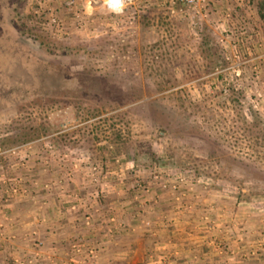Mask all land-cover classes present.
<instances>
[{
  "label": "rangeland",
  "instance_id": "rangeland-1",
  "mask_svg": "<svg viewBox=\"0 0 264 264\" xmlns=\"http://www.w3.org/2000/svg\"><path fill=\"white\" fill-rule=\"evenodd\" d=\"M106 1L0 0V264H99L101 237L117 239L126 225L112 207L103 223L87 210L97 196L103 203L120 194L149 234L158 212L196 211L208 237L193 264H264V0H123L122 12ZM22 26L49 39L52 54ZM198 28L219 62L213 71ZM81 47L92 56L72 50ZM117 112L127 114L108 121ZM47 118L60 132L17 141ZM130 142L154 161H129ZM180 174L189 185L176 193L154 180ZM217 174L226 177L211 185ZM77 175L91 183L85 198ZM139 184L156 192L143 196ZM55 197L67 217L83 214L93 236L103 230L91 241L73 238L66 256L39 232ZM124 261L113 264H140Z\"/></svg>",
  "mask_w": 264,
  "mask_h": 264
},
{
  "label": "crops",
  "instance_id": "crops-1",
  "mask_svg": "<svg viewBox=\"0 0 264 264\" xmlns=\"http://www.w3.org/2000/svg\"><path fill=\"white\" fill-rule=\"evenodd\" d=\"M72 182H75L77 191H80L79 195H82L83 198L89 194L84 191L91 183L83 175H77ZM57 196L61 197L60 193ZM65 197L68 198V192ZM116 198L111 195L108 197V201L100 203L97 196V199L92 202L91 208L87 210L88 214L99 218L98 222L103 223L110 216L109 209L112 207L119 213V217L126 225L125 231L117 239L111 240L107 234L106 238L105 236L101 237L104 242L99 264H105L108 261L112 264L124 260L129 262L133 258L137 259L140 264H173L175 261H180L179 264H193L192 259L198 254V250L206 247L203 242H207L208 236L206 231H202L203 234L198 230L196 220L199 218V214L192 208L189 210L172 209L162 214L156 213L157 216L152 217L155 221L154 231L149 234V231L146 233L145 230L136 228L137 220L133 219L132 214H129L130 203L124 200L123 195L120 194L118 200ZM79 202V205L82 206L83 199ZM82 215L76 213L72 217H67L62 209L56 208L55 197L51 200V209L47 213V225L41 226L39 232L44 239L46 238L49 246H56L55 249L62 251L66 256L67 252L64 250H68L74 240L87 239L91 241L94 240L96 234L99 236L101 231L103 232L100 226L93 236L84 228ZM58 233L63 236V240L57 238ZM152 234L155 236L154 238L151 236ZM175 254L180 257L175 258Z\"/></svg>",
  "mask_w": 264,
  "mask_h": 264
},
{
  "label": "trees",
  "instance_id": "trees-1",
  "mask_svg": "<svg viewBox=\"0 0 264 264\" xmlns=\"http://www.w3.org/2000/svg\"><path fill=\"white\" fill-rule=\"evenodd\" d=\"M263 8H264V1L261 2L259 4V7H258V14L260 16V18L262 19L263 18ZM22 32L25 33L26 35H28L30 38H32L33 40H36L37 42H39L42 46H45L47 47V51H49L50 54H52L53 52V45L51 44L50 40L49 39H46L47 40V43L44 42V40H42L41 37H39L37 34L33 33V30L32 29H29V28H24L22 26L21 28ZM197 32V37L196 39L199 41V46L200 48L202 49L203 51V57L208 61V70L209 71H213L215 70L216 68L220 67L219 66V62L216 58V54L213 52L212 50V47H211V40L207 37L206 35V29H203V28H198L196 30ZM73 51L76 52H80V54L83 53V55H85L86 57H89V56H92V52L90 50V48L88 47H84V48H74L72 49ZM86 81L88 83H93L94 81L96 82V78L95 77H89L86 79ZM94 82V83H95ZM231 101L235 104H238L237 100H235L234 97L232 96H229V97H224V98H221V96L219 97V101H224V102H227V101ZM117 111V110H115ZM127 113L126 112H117L115 114H113L109 119V120H115V119H119L121 118L122 116L126 115ZM49 119L47 118V123H43V124H37L36 122L33 124V125H30V126H27L25 128H27V130H23V132H26V133H21L20 134V138H18L17 141H20V142H27V141H31V140H35V139H38L42 136H49V135H52L53 133H57V132H60V129H59V125L58 123L56 124H52L51 122L48 121ZM244 124L246 125H249V121L247 120V118H244ZM22 129V128H21ZM117 132H122V130H117ZM162 133L163 135L166 134V132H160ZM119 137V136H118ZM17 138V137H16ZM15 138V139H16ZM70 138V136H67V135H62L60 134L59 136V139L60 140H64L65 143H67V139ZM84 149H86V147L84 146ZM79 150V149H77ZM80 153H82V151L80 150L79 151ZM139 148H138V145L136 142H130L128 147L126 148V155H127V159L129 161H132L133 163H138L139 162V158H144V157H151L152 161H154V157L152 154H150V152H146L145 154H143L144 156H142V154L139 153ZM188 168V167H187ZM187 168H183L181 170V172L185 175H189L191 174V170L187 169ZM226 177L225 174L220 175V174H217L215 175L212 180L210 179L208 182L211 183V185H215L217 183V181H220V180H223L224 178ZM207 181V180H206Z\"/></svg>",
  "mask_w": 264,
  "mask_h": 264
},
{
  "label": "built area",
  "instance_id": "built-area-1",
  "mask_svg": "<svg viewBox=\"0 0 264 264\" xmlns=\"http://www.w3.org/2000/svg\"><path fill=\"white\" fill-rule=\"evenodd\" d=\"M181 1L184 2L188 6L192 5V4L194 5L197 2V0H181ZM117 3L122 5V7L119 10H113L115 8V4L112 2V0H107L106 3H105V7L108 10L112 11V12H122L123 11V3H124V1L123 0H117ZM44 147L47 149V153H50L51 151H48V149L52 150V148L54 146L49 144V145H44ZM67 158H68L67 155L63 156V159H67ZM106 170H107V168H106ZM99 173H100V171L97 168H93L92 169V171H91V174H92L91 175V182H93V183H97L98 182ZM160 176L156 175L154 177V180H155V182H157L156 183L157 185L159 184L158 189H161V190H164V191H168V192H171V193H176L183 187V185H189L188 179L185 176L181 175V174L175 177V182L171 181L172 179L163 180V178H160ZM153 189H156V187L154 185H144V184L141 185V184H139L137 186V190L143 196L148 194V193H155L156 191L153 190ZM177 200H179V199L177 198ZM111 221L114 222L115 220L112 219ZM90 254L93 255V257H95L93 251H91Z\"/></svg>",
  "mask_w": 264,
  "mask_h": 264
},
{
  "label": "clouds",
  "instance_id": "clouds-1",
  "mask_svg": "<svg viewBox=\"0 0 264 264\" xmlns=\"http://www.w3.org/2000/svg\"><path fill=\"white\" fill-rule=\"evenodd\" d=\"M112 2L115 4V8L113 10H119L122 7V5L117 3V0H112Z\"/></svg>",
  "mask_w": 264,
  "mask_h": 264
}]
</instances>
